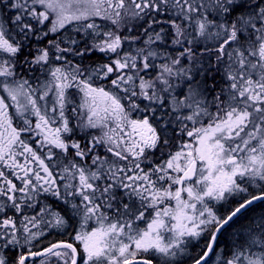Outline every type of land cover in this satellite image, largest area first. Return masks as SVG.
<instances>
[{
	"label": "snow or ice",
	"instance_id": "6c2138e0",
	"mask_svg": "<svg viewBox=\"0 0 264 264\" xmlns=\"http://www.w3.org/2000/svg\"><path fill=\"white\" fill-rule=\"evenodd\" d=\"M0 264H264V0H0Z\"/></svg>",
	"mask_w": 264,
	"mask_h": 264
}]
</instances>
